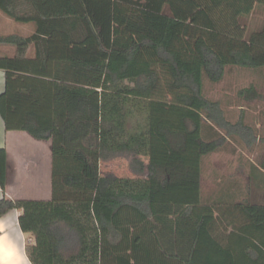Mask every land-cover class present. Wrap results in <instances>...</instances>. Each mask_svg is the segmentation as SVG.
Segmentation results:
<instances>
[{
    "label": "trees",
    "instance_id": "trees-1",
    "mask_svg": "<svg viewBox=\"0 0 264 264\" xmlns=\"http://www.w3.org/2000/svg\"><path fill=\"white\" fill-rule=\"evenodd\" d=\"M257 6L264 0H0L7 17L35 25L0 34L15 48L0 56V115L7 131L52 142V198L0 199V219L22 211L31 264H209L218 231L229 232L233 264L264 251V203H205L201 163L230 138L257 144L244 114L229 121L204 90L228 68L264 69V26L245 23ZM239 96L260 98L254 86ZM122 155L137 175H103L101 163ZM6 163L0 149L3 192ZM251 170L250 194L264 189V164Z\"/></svg>",
    "mask_w": 264,
    "mask_h": 264
},
{
    "label": "rangeland",
    "instance_id": "rangeland-1",
    "mask_svg": "<svg viewBox=\"0 0 264 264\" xmlns=\"http://www.w3.org/2000/svg\"><path fill=\"white\" fill-rule=\"evenodd\" d=\"M34 31V24L15 22L0 11V34L2 36H29ZM13 54L15 55L13 46L0 45V56H12ZM251 86L256 88L260 98L254 100L241 98L239 92ZM204 90L207 98L222 103L229 121L237 122L243 113L246 124L253 127L258 136L257 144L252 149L230 138L221 150L202 159L204 200L220 196L233 181L240 188L237 191L239 195L242 194L239 201H243L242 199H245L247 194L246 186L251 182L249 175L252 166L261 168L264 164V69L228 68L224 79L219 83H212L205 79ZM131 163L130 156L122 155L111 161L102 162L100 168L103 175L134 177L137 174ZM247 195L250 200L264 203V189H253L252 194Z\"/></svg>",
    "mask_w": 264,
    "mask_h": 264
},
{
    "label": "crops",
    "instance_id": "crops-1",
    "mask_svg": "<svg viewBox=\"0 0 264 264\" xmlns=\"http://www.w3.org/2000/svg\"><path fill=\"white\" fill-rule=\"evenodd\" d=\"M245 23L250 31L260 30L264 26V9L257 6ZM13 57L14 54L6 55ZM6 89V74L0 69V95ZM0 149L7 153V188L3 192L0 187V199L4 196L13 200H50L52 198L53 153L51 141H39L23 131H7L0 115ZM250 176V175H249ZM250 178V177H249ZM251 179V178H250ZM249 184L246 186L248 190ZM236 183L230 182L225 192L210 200L212 203L221 199L224 204L239 202L241 195ZM249 192L247 191V194ZM203 194V193H202ZM246 194L248 200L249 196ZM262 203V202H261ZM21 210H13L0 219V264H31L26 255L27 243L33 242L30 234H24L20 228ZM229 232L218 231L216 236L224 237L221 247L204 250L205 261L209 264H233L226 255L235 253L227 245ZM248 264H264V251H249Z\"/></svg>",
    "mask_w": 264,
    "mask_h": 264
}]
</instances>
